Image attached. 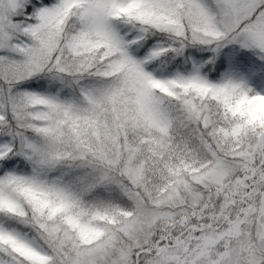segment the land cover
I'll return each mask as SVG.
<instances>
[{
    "label": "snow or ice",
    "instance_id": "obj_1",
    "mask_svg": "<svg viewBox=\"0 0 264 264\" xmlns=\"http://www.w3.org/2000/svg\"><path fill=\"white\" fill-rule=\"evenodd\" d=\"M0 264H264V0H0Z\"/></svg>",
    "mask_w": 264,
    "mask_h": 264
}]
</instances>
